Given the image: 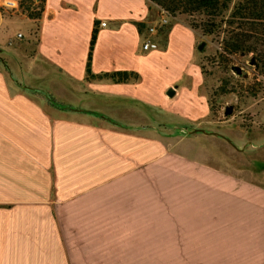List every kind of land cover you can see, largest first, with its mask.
Instances as JSON below:
<instances>
[{"label":"crops","instance_id":"0c3cea01","mask_svg":"<svg viewBox=\"0 0 264 264\" xmlns=\"http://www.w3.org/2000/svg\"><path fill=\"white\" fill-rule=\"evenodd\" d=\"M20 15L25 39L0 31V264H264V179L186 141L153 153L155 122L210 113L202 83L178 84L200 63L199 32L174 21L142 50L160 16L149 0H45L39 19ZM95 20L91 72L136 80L86 78Z\"/></svg>","mask_w":264,"mask_h":264},{"label":"rangeland","instance_id":"374dc122","mask_svg":"<svg viewBox=\"0 0 264 264\" xmlns=\"http://www.w3.org/2000/svg\"><path fill=\"white\" fill-rule=\"evenodd\" d=\"M6 1L0 0V13L6 15V19L11 18V22L8 28L3 24L0 31H6L5 35L13 40L25 39L28 36L30 25L25 18L21 17L20 13H23L24 6L29 7V12H37L40 0L33 2L25 0L22 7L19 0H14L16 6L13 8L7 7ZM200 18L201 16L197 14L193 17L186 14L170 17L168 23L160 28L157 35L158 41L161 44L164 43L167 29L174 21H182L189 25V21L193 19L198 21ZM36 29L37 26L34 28V33H36ZM194 30L199 32L197 46L203 42L201 50H198L201 62L205 57L214 54L218 44L215 37L203 35L200 29ZM240 59L246 63L250 62L248 56H242ZM203 64L205 75L200 74L198 69L200 63L196 61L190 68L183 70L178 84L194 88L202 83L201 91L209 99L212 110L209 114L198 119L188 116L178 117L168 124L165 122L164 127L155 122L154 156L165 151L177 150L178 144L186 141L195 146L200 155L217 156L218 165L224 169L264 179V94L257 97H238L235 93L224 95L213 93L220 84V79L226 75L205 60H203ZM179 101L181 108L186 112L192 110V105L187 98ZM195 128L220 132L230 138L239 149L234 148L220 136L193 131ZM161 209H165V206ZM155 224H165V221L155 222Z\"/></svg>","mask_w":264,"mask_h":264},{"label":"trees","instance_id":"16d2710c","mask_svg":"<svg viewBox=\"0 0 264 264\" xmlns=\"http://www.w3.org/2000/svg\"><path fill=\"white\" fill-rule=\"evenodd\" d=\"M25 0H19L22 7ZM33 2L34 0H28ZM159 6L170 17L186 14L189 17L200 15L201 18L189 21L192 29H200L203 35L216 38L218 44L214 54L205 57L207 63L220 69L226 76L213 93L221 95L235 93L238 97H257L264 94V0H149ZM45 0H40L37 12H29L23 7L22 12L30 19H39ZM139 31L141 23H136ZM170 26L167 29V33ZM98 33L95 20L89 41L85 64L86 78L107 77L117 82L136 80L138 74L133 71H113L102 74L91 72V58ZM167 38V37H166ZM166 39L164 40V42ZM249 57V63L241 60ZM203 60L200 62L201 73L206 74ZM209 109L212 110L209 99Z\"/></svg>","mask_w":264,"mask_h":264},{"label":"built area","instance_id":"2783aa9c","mask_svg":"<svg viewBox=\"0 0 264 264\" xmlns=\"http://www.w3.org/2000/svg\"><path fill=\"white\" fill-rule=\"evenodd\" d=\"M7 7L13 8L16 6L14 0H7L5 2ZM160 16L158 20L147 27L145 36L143 37L141 49L142 50H153L159 47V41L157 40V35L159 34L160 28H162L169 21V15L160 9ZM101 25H105V22H101Z\"/></svg>","mask_w":264,"mask_h":264},{"label":"water","instance_id":"95a60500","mask_svg":"<svg viewBox=\"0 0 264 264\" xmlns=\"http://www.w3.org/2000/svg\"><path fill=\"white\" fill-rule=\"evenodd\" d=\"M202 46H203V42L198 46V48L201 50ZM168 94H169V95H172V94H173V90L170 89V90L168 91ZM193 131H199V132H204V133H210V134H213V135H216V136H220V137L224 138V139H225L229 144H231L234 148L239 149V148H238V147L232 142V140H231L230 138L226 137L225 135H223V134L220 133V132H217V131H210V132H208V131H206V130H204V129H202V128H195V129H193Z\"/></svg>","mask_w":264,"mask_h":264}]
</instances>
